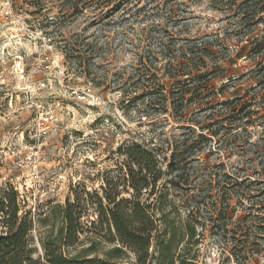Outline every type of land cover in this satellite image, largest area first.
Returning <instances> with one entry per match:
<instances>
[{"label": "trees", "instance_id": "trees-1", "mask_svg": "<svg viewBox=\"0 0 264 264\" xmlns=\"http://www.w3.org/2000/svg\"><path fill=\"white\" fill-rule=\"evenodd\" d=\"M83 1H76L75 7ZM130 1L91 2L100 9L122 5L127 9ZM248 3L214 8L229 18L241 16L239 22L226 25L222 37L216 31L182 43L162 30L155 49H144L136 66L128 69L124 86L134 94V103L142 105L143 117L154 120L151 125L157 133L119 151L125 158L123 173L104 179L99 193L85 194L93 216L83 211L81 194L70 191L64 204L52 209L51 216L59 215V226L37 246L31 236L36 215L25 209L27 202L12 186L0 189V264H197L201 234L206 231L234 260L241 259L239 254L242 259L260 256L264 97L259 102L257 94L248 101L245 96L226 98L225 90L234 83L231 78L218 89L209 87L223 71L217 55L224 53L223 62L228 64L237 46L246 44L257 86L264 88V0ZM169 13H176V8ZM61 52L78 57L81 51L69 47ZM208 67L210 71L203 72ZM189 112L193 119L186 118ZM161 117L188 125L164 131ZM249 127L259 131L255 139L251 140ZM215 138L216 149L207 151L215 159L209 162L205 148ZM224 147L229 149H220ZM229 161L231 174L225 172ZM238 208L254 225L240 240L229 227V213Z\"/></svg>", "mask_w": 264, "mask_h": 264}, {"label": "rangeland", "instance_id": "rangeland-1", "mask_svg": "<svg viewBox=\"0 0 264 264\" xmlns=\"http://www.w3.org/2000/svg\"><path fill=\"white\" fill-rule=\"evenodd\" d=\"M76 1L0 0V189L12 186L27 202L25 209L36 215L31 236L37 246L60 224L57 213L51 216L52 209L71 194H81L83 211L93 216L85 194L99 193L104 179L123 173L125 158L119 151L157 133L151 125L154 120L143 117L142 105L134 103V94L124 86L126 72L136 66L144 49H155L162 30L182 43L216 31L222 37L226 25L239 22L241 16L229 18L214 8L249 4L248 0H131L127 9L123 5L100 9L92 0L79 7ZM172 7L176 13H169ZM244 46L235 48L238 52L228 64L223 62L224 53L217 55L223 71L212 79L210 91L231 78L234 83L223 89L226 98L245 96L248 101L257 94L259 102L264 88L257 86L256 69ZM69 47L80 49V68L77 55L66 57L61 52ZM208 71L209 67L203 69ZM192 117L186 114L187 119ZM160 119L168 132L188 125ZM250 131L252 140L259 131ZM216 141L205 148L209 162L215 156L207 151L216 149ZM226 163L225 172L231 174V163ZM229 218L237 240L254 229L240 208ZM224 248L206 231L201 234L197 264H264V243L260 256L251 259L239 254L241 259L234 260Z\"/></svg>", "mask_w": 264, "mask_h": 264}]
</instances>
